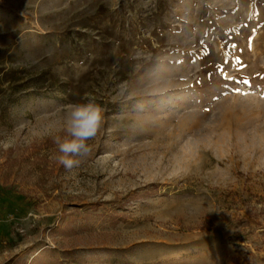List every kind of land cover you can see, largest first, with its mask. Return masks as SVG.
Segmentation results:
<instances>
[{"label": "rangeland", "instance_id": "1", "mask_svg": "<svg viewBox=\"0 0 264 264\" xmlns=\"http://www.w3.org/2000/svg\"><path fill=\"white\" fill-rule=\"evenodd\" d=\"M0 264H264V0H0Z\"/></svg>", "mask_w": 264, "mask_h": 264}, {"label": "clouds", "instance_id": "2", "mask_svg": "<svg viewBox=\"0 0 264 264\" xmlns=\"http://www.w3.org/2000/svg\"><path fill=\"white\" fill-rule=\"evenodd\" d=\"M103 123L104 108L93 98L86 96L85 102L73 104L65 119L67 135L55 138L58 163L66 169L78 166L81 160L76 157L89 155L91 148L87 142L97 135Z\"/></svg>", "mask_w": 264, "mask_h": 264}, {"label": "snow or ice", "instance_id": "3", "mask_svg": "<svg viewBox=\"0 0 264 264\" xmlns=\"http://www.w3.org/2000/svg\"><path fill=\"white\" fill-rule=\"evenodd\" d=\"M194 86V85H193ZM236 91H239V89H236Z\"/></svg>", "mask_w": 264, "mask_h": 264}]
</instances>
